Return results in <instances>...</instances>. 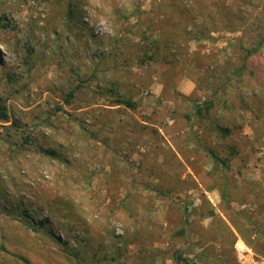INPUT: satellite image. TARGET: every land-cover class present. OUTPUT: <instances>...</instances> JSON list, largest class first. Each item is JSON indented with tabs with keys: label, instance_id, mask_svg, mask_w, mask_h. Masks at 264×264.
<instances>
[{
	"label": "rangeland",
	"instance_id": "obj_1",
	"mask_svg": "<svg viewBox=\"0 0 264 264\" xmlns=\"http://www.w3.org/2000/svg\"><path fill=\"white\" fill-rule=\"evenodd\" d=\"M162 1L0 0V264H239L238 239L264 257L236 230L262 245L264 48L241 75L237 31L151 58L137 26L174 38L181 18Z\"/></svg>",
	"mask_w": 264,
	"mask_h": 264
},
{
	"label": "trees",
	"instance_id": "obj_2",
	"mask_svg": "<svg viewBox=\"0 0 264 264\" xmlns=\"http://www.w3.org/2000/svg\"><path fill=\"white\" fill-rule=\"evenodd\" d=\"M181 0H172L170 4L159 2V7L164 8H174L178 11L180 19L178 21L179 28L174 34V38L159 39L153 33H150L149 27L137 26L139 39L142 41V46L144 47L148 56L152 58L157 55L160 48V42L164 43L168 40L172 43H178L179 39H202L211 38V32H217L221 30H226L229 32H239L236 37V46H238L244 53L242 56L243 63L235 70L239 75L247 66L245 65V60L248 55L254 53L260 48H264V0H191L190 3L181 4ZM169 9V8H168ZM71 11V10H70ZM69 11V14H70ZM141 11L137 4L132 3L131 8L125 16H139ZM136 17V18H137ZM200 18L198 21L197 18ZM138 19V18H137ZM189 27V29H187ZM185 39V40H186ZM10 78V75H7ZM113 83V82H110ZM110 92H113L114 104L124 105L129 108L134 107V103L130 97H126L124 94L118 92L115 88L110 87ZM74 90L67 92L64 101L69 103L73 97ZM203 105V108H202ZM213 106L212 100L204 102L200 106H197L196 113L203 116V114H208L211 107ZM9 118L8 109L4 102L0 100V121H7ZM221 134L226 135L229 129L224 126L216 125ZM50 155L54 154L53 149H48L47 151ZM210 155L214 160L224 162L220 157L209 150ZM23 215H26L25 210H23ZM211 215H214L213 211H210ZM48 222L47 219H40L37 221L39 227L46 226ZM237 232L245 239V241L261 256H264V238L261 246L256 247L255 242L250 238L252 234V229L250 227H237ZM47 234L55 239L60 245H66L68 249L72 250V255L77 256V250L67 244V241H63L61 244L58 238L47 230ZM198 254L197 256H200ZM25 264H30L29 261L22 256H19ZM193 257L189 255H184L182 252H178L174 257V264H193Z\"/></svg>",
	"mask_w": 264,
	"mask_h": 264
},
{
	"label": "built area",
	"instance_id": "obj_3",
	"mask_svg": "<svg viewBox=\"0 0 264 264\" xmlns=\"http://www.w3.org/2000/svg\"><path fill=\"white\" fill-rule=\"evenodd\" d=\"M234 248L239 264H264V257L256 258L252 250L240 239H238Z\"/></svg>",
	"mask_w": 264,
	"mask_h": 264
},
{
	"label": "crops",
	"instance_id": "obj_4",
	"mask_svg": "<svg viewBox=\"0 0 264 264\" xmlns=\"http://www.w3.org/2000/svg\"><path fill=\"white\" fill-rule=\"evenodd\" d=\"M242 241V240H241ZM243 242V241H242Z\"/></svg>",
	"mask_w": 264,
	"mask_h": 264
}]
</instances>
